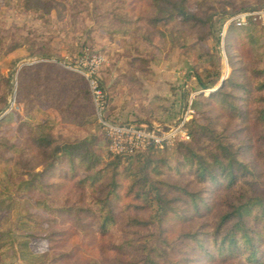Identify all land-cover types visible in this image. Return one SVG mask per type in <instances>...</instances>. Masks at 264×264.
<instances>
[{"label": "trees", "instance_id": "1", "mask_svg": "<svg viewBox=\"0 0 264 264\" xmlns=\"http://www.w3.org/2000/svg\"><path fill=\"white\" fill-rule=\"evenodd\" d=\"M67 1L23 0L25 8L41 13V18L48 16L54 4ZM190 1L73 0L87 7L93 3L98 10L106 7L110 17L127 26L133 19L153 27L183 24L193 32H203V39H207L213 32V16L202 17L192 11ZM138 6H143L148 15L135 13ZM261 31L264 28L258 25L233 28L227 39L233 42L232 47L239 51V59L246 65V78L241 80L236 74L231 56L233 72L229 79L208 97L204 96L213 118L229 122L235 119L243 125L242 129L257 130L248 143L237 141L226 129L219 130L212 119L202 125L193 121V139L182 144L185 160L176 168H169L165 160L154 154L143 159L138 155L119 156L105 162L96 150L98 138L89 129L82 136L64 137L56 125L40 133L33 132L35 126H30L29 144L23 154L35 164L22 167V178L12 183V191L5 188L3 195H39L37 205L50 216L48 225L52 229L44 236L50 249L67 246L75 237L103 239L115 230L119 233L123 218L118 210L120 204L150 212L148 218L137 213L125 217L127 224L137 229L128 231L119 242L110 243L109 255L89 257L81 263L74 251H63L55 253L49 264H264V51L258 38ZM27 45L31 54L52 53L49 47L38 48L36 42L29 43L23 37L9 41L0 34V60ZM57 71L53 66H24L19 84H28L29 89L32 85L36 90L32 102H67L72 109L80 104L84 85L79 83L80 79L77 83L69 79L63 86L52 85L50 81L56 84L62 79ZM197 79L202 89H210L218 84L220 74L210 83L200 76ZM0 81L9 91V79L1 73ZM6 106L5 97L0 98V113ZM249 154L253 155L247 159ZM172 170L181 177L187 173L189 180L171 182L166 175ZM71 187L84 193L94 187L97 194L90 201L83 195L75 202L67 198L66 202L55 204L54 193ZM16 242L12 230L0 231V264H4L6 252H15Z\"/></svg>", "mask_w": 264, "mask_h": 264}, {"label": "rangeland", "instance_id": "2", "mask_svg": "<svg viewBox=\"0 0 264 264\" xmlns=\"http://www.w3.org/2000/svg\"><path fill=\"white\" fill-rule=\"evenodd\" d=\"M190 6L202 17L213 16V32L207 39H203V32H193L183 24L153 27L133 19L127 26L110 17L106 7L98 10L93 3L88 7L73 0L57 3L46 18H41V13L28 11L23 0H0V34L9 41L23 37L29 43L36 42L38 48L49 47L52 52L50 55L31 54L27 45L0 60V73L10 83L7 91L0 81V98L5 97L7 101L0 113V231L12 230L17 238L15 252L9 250L4 254V264H49L55 253L63 251H74L81 263H85L89 257L109 255L110 243L119 242L127 237L128 231L137 229L127 224L125 217L130 213L149 217L150 212L120 204L118 210L123 218L119 233L115 230L103 239L75 237L67 246L55 250L50 249L44 238L52 228L48 225V212L37 205L39 195H3L5 188L12 191V183L22 178V167L35 164L23 154L29 144L30 126H35L33 132L40 133L56 125L64 137L82 136L89 129L98 138L96 150L105 162L119 156H133L116 155L111 151L110 140L96 116L87 74L92 73L104 92L109 117L115 121L168 129L182 117H188V141H176L164 148L153 147L135 154L142 159L154 154L161 157L159 160H165L169 168L179 166L185 160L186 150L182 144L193 139V121L202 125L212 119L216 128L226 129L242 143H248L256 135L255 128L244 130L235 119L229 122L225 118H213L204 96L208 97L222 81L229 79L233 72L231 56L236 74L241 80L246 78V65L227 37L233 28L248 27H226L227 19L241 10L264 7V0H191ZM134 12L148 15L143 6H138ZM117 29L121 32H116ZM258 38L264 51V31ZM32 65L53 66L59 70L62 79L56 84L53 77L50 81L57 87L66 84V80L77 83L80 79L79 83L84 85L80 104L71 109L67 102L56 105L30 101L36 90L32 85L29 89L28 84L22 87L19 74L24 66ZM218 73V84L202 89L197 76L210 83ZM185 175L181 177L172 170L166 178L184 183L189 180V175ZM94 189L89 188L88 194L71 187L54 193L53 199L55 204H61L67 198L75 202L85 195L90 201L97 194Z\"/></svg>", "mask_w": 264, "mask_h": 264}, {"label": "built area", "instance_id": "3", "mask_svg": "<svg viewBox=\"0 0 264 264\" xmlns=\"http://www.w3.org/2000/svg\"><path fill=\"white\" fill-rule=\"evenodd\" d=\"M258 25L264 28V7L241 10L230 15L227 25L236 28ZM91 88L96 116L101 128L110 140V149L116 155H135L149 148H164L176 141H188L190 135L186 129L188 117H182L178 123L168 129L149 127L111 119L104 92L92 73L86 75Z\"/></svg>", "mask_w": 264, "mask_h": 264}, {"label": "water", "instance_id": "4", "mask_svg": "<svg viewBox=\"0 0 264 264\" xmlns=\"http://www.w3.org/2000/svg\"><path fill=\"white\" fill-rule=\"evenodd\" d=\"M222 82H223V81H222ZM222 82H221V83H222ZM220 86H221V84H220ZM220 86H219V87H220ZM219 87H218V88H219Z\"/></svg>", "mask_w": 264, "mask_h": 264}]
</instances>
